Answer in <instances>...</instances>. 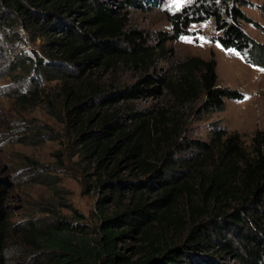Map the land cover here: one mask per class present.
<instances>
[{"label":"trees","instance_id":"obj_1","mask_svg":"<svg viewBox=\"0 0 264 264\" xmlns=\"http://www.w3.org/2000/svg\"><path fill=\"white\" fill-rule=\"evenodd\" d=\"M141 4L122 0L120 9ZM247 5L244 0H197L168 17L173 39L191 23L211 19L221 33L216 40L223 49L250 51L255 63L264 65V46L241 27V22H247L260 29L242 12ZM0 19L11 30L20 28L48 40V49L36 63L50 82H63L69 98L65 99L66 128L79 148L78 155L96 163L104 201L118 202L120 187L131 197L125 209L117 207L111 214L101 211L102 221L95 231L62 219L36 230L35 247L45 253L38 264H192L186 251L213 249V238L226 247L221 251L234 253L241 264H264V131H257L248 147L237 133L217 124L209 129L207 142L188 141L186 123L172 124L164 121L163 112L157 115L129 103L167 93L191 103L201 95L202 109L222 112L225 100L242 101L244 95L217 87L214 62L186 64L187 73L192 67L201 71L198 80L182 77L186 92L146 75L132 86L111 92L87 83L93 89L83 96L81 87L70 85L85 82L92 66L104 67L114 59L134 67L143 63L140 37L126 33L123 17L104 0H0ZM71 65L77 67L75 72L63 69ZM180 152L189 155L180 157ZM134 171L145 182L122 184V174ZM143 189L159 193V198L148 202L142 198ZM178 199H184L200 221L182 246L172 248L162 231L153 237L149 229L153 223L167 224L163 207L169 209ZM169 223L175 225L172 220ZM230 233L236 245L223 242ZM135 234L140 245L129 249L127 240Z\"/></svg>","mask_w":264,"mask_h":264},{"label":"rangeland","instance_id":"obj_2","mask_svg":"<svg viewBox=\"0 0 264 264\" xmlns=\"http://www.w3.org/2000/svg\"><path fill=\"white\" fill-rule=\"evenodd\" d=\"M104 1L124 18L126 33L140 37L137 42L144 49L143 63L134 67L114 59L104 67L92 66L84 78L86 81L80 82L82 85L71 82L70 86L81 87L82 90L79 87L77 90L84 96L93 89L87 83L111 92L132 86L148 75L164 79L177 91L186 92L182 77L198 80L201 75L194 67L187 73L186 64L214 62L217 87L244 95L242 101L225 100L222 112L202 109L201 95L197 100H190L191 103L168 93L129 103L157 115L163 112L164 121L172 124L186 123L188 141L207 142L209 129L217 124L228 133H237L248 147L254 134L264 131V71L260 70L264 65L256 64L250 51L223 49L216 40L221 33L211 19L191 23L180 37L173 39L168 17L190 8L197 0H137L141 6L123 11L122 0ZM244 1L250 5L241 7L242 12L260 29L247 22H241V27L247 36L264 46V0ZM1 22L0 19V255L3 256L0 264H38L45 253L35 247L36 230L43 231L62 219L95 231L102 221L101 211L111 214L117 207L125 209L131 204V197L120 187L118 202L104 201V190L96 181V163L78 155L79 148L66 128L65 99L69 98L63 82H50L36 63L43 57L42 51L48 49V40L20 28L11 30ZM122 42L120 46L126 47ZM76 68L71 65L63 69L72 73ZM53 111L58 115L54 116ZM187 155L189 152L179 153L180 157ZM120 180L123 184L146 179L134 171L122 174ZM158 194L143 189L142 198L150 202L159 198ZM171 206L163 207L167 224L158 227L153 223L149 233L154 237L162 231L174 248L186 242L200 219L184 199H178ZM233 206L228 208L231 210ZM138 237L135 234L127 240L129 249L140 245ZM226 239L229 241L223 242L236 245L232 233ZM212 240L216 245L213 249L187 250L188 260L192 264H241L234 253L221 251L226 248L222 241Z\"/></svg>","mask_w":264,"mask_h":264},{"label":"snow or ice","instance_id":"obj_3","mask_svg":"<svg viewBox=\"0 0 264 264\" xmlns=\"http://www.w3.org/2000/svg\"><path fill=\"white\" fill-rule=\"evenodd\" d=\"M261 71H264V69H260ZM245 99H247V97H245Z\"/></svg>","mask_w":264,"mask_h":264},{"label":"water","instance_id":"obj_4","mask_svg":"<svg viewBox=\"0 0 264 264\" xmlns=\"http://www.w3.org/2000/svg\"><path fill=\"white\" fill-rule=\"evenodd\" d=\"M1 182H2V181L0 180V184H1Z\"/></svg>","mask_w":264,"mask_h":264}]
</instances>
